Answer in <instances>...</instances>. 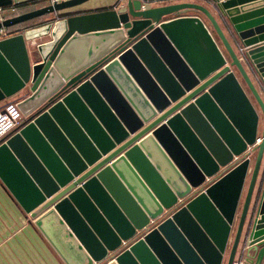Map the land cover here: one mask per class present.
<instances>
[{
    "label": "water",
    "instance_id": "water-1",
    "mask_svg": "<svg viewBox=\"0 0 264 264\" xmlns=\"http://www.w3.org/2000/svg\"><path fill=\"white\" fill-rule=\"evenodd\" d=\"M150 1L0 41V181L63 264H264V0Z\"/></svg>",
    "mask_w": 264,
    "mask_h": 264
},
{
    "label": "crops",
    "instance_id": "crops-1",
    "mask_svg": "<svg viewBox=\"0 0 264 264\" xmlns=\"http://www.w3.org/2000/svg\"><path fill=\"white\" fill-rule=\"evenodd\" d=\"M235 1L237 8H242V6H250L249 2L240 3V0H230ZM16 6L19 8V15L26 12L40 8L46 5L47 1L42 0L41 2L34 3V0H16ZM45 2V3H43ZM191 2L198 4H206L207 0H175L170 4ZM226 1H223V3ZM125 3V2H124ZM120 0H91L90 2L70 9L63 13H58L56 15H48L42 18L15 26L17 31L13 34L24 35L27 40V44L30 48L38 49L52 42L55 38L62 34L63 21L65 18L70 16L82 15L93 12H100L105 10L113 9L115 6L124 5ZM28 4V5H22ZM163 4L160 2H154L149 8L159 7ZM208 7V5H206ZM20 7H23L20 9ZM212 12L216 11L212 7H208ZM23 10V11H22ZM22 11V12H21ZM190 16H196L197 14L192 13ZM218 18V14L216 15ZM219 19V18H218ZM220 20V19H219ZM51 23V24H50ZM50 24V25H49ZM29 29L27 32L25 30ZM226 32V29H225ZM227 33V32H226ZM231 44L235 46V40L230 39ZM264 45V41L256 46ZM44 48V47H43ZM254 48V47H253ZM2 103H0V106ZM161 114H159L160 116ZM264 128V120L261 118L259 126V138ZM105 158V157H103ZM102 158V160H103ZM254 167V162L252 163L250 169ZM75 180V179H74ZM250 183V176H248L246 181V187L243 192L241 204L238 210V214H241L242 206L247 194L248 186ZM48 201V200H47ZM235 230L231 236V240H234ZM264 242V241H263ZM0 264H63L59 256L55 253L46 239L34 226L33 221L29 218L22 208L15 202L9 191L4 187L0 181Z\"/></svg>",
    "mask_w": 264,
    "mask_h": 264
},
{
    "label": "built area",
    "instance_id": "built-area-1",
    "mask_svg": "<svg viewBox=\"0 0 264 264\" xmlns=\"http://www.w3.org/2000/svg\"><path fill=\"white\" fill-rule=\"evenodd\" d=\"M46 4H54L59 2V0H46ZM127 0H120L124 3ZM17 4V3H16ZM16 4L9 8H0V25L11 18L19 15V8ZM152 2L150 0H143L142 10H147L151 6ZM17 27L4 28L0 27V41L8 39L13 36L17 31ZM23 117L19 109L17 108V101H5L0 106V143L10 135L21 123Z\"/></svg>",
    "mask_w": 264,
    "mask_h": 264
},
{
    "label": "rangeland",
    "instance_id": "rangeland-1",
    "mask_svg": "<svg viewBox=\"0 0 264 264\" xmlns=\"http://www.w3.org/2000/svg\"><path fill=\"white\" fill-rule=\"evenodd\" d=\"M40 2H41V1H40ZM43 3H45V2H43ZM43 6H45V5H43ZM43 6H41V7H43ZM41 7H40V8H41ZM22 8H23V7H20V9H22ZM38 9H39V8H38ZM22 11H23V10H22ZM22 11H21V12H22ZM26 13H27V12H26ZM50 24H51V23H50ZM50 24H49V25H50ZM28 30H29V29L25 30L24 32H27ZM28 51H29V55H30L31 57H33L34 52H35V48H30V47H29V48H28Z\"/></svg>",
    "mask_w": 264,
    "mask_h": 264
},
{
    "label": "trees",
    "instance_id": "trees-1",
    "mask_svg": "<svg viewBox=\"0 0 264 264\" xmlns=\"http://www.w3.org/2000/svg\"><path fill=\"white\" fill-rule=\"evenodd\" d=\"M35 1H38V0H34V3L33 4H36L37 3ZM39 1H42V0H39ZM22 5H28V4H22ZM16 6H20V5H16Z\"/></svg>",
    "mask_w": 264,
    "mask_h": 264
}]
</instances>
